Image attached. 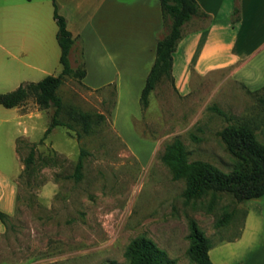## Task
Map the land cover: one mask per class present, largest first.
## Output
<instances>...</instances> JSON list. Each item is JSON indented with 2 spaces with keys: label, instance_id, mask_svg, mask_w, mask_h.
I'll return each mask as SVG.
<instances>
[{
  "label": "rangeland",
  "instance_id": "obj_1",
  "mask_svg": "<svg viewBox=\"0 0 264 264\" xmlns=\"http://www.w3.org/2000/svg\"><path fill=\"white\" fill-rule=\"evenodd\" d=\"M166 31L162 22L159 38ZM67 59L71 72L61 76L56 88L57 114L53 117L52 105L41 108L28 97L18 105L22 117L0 129V165H14L6 140L14 133L17 155L15 209L0 235V264H128L123 250L138 235L149 238L174 264H194L186 254L190 219L211 244L231 241L245 203L264 202V191L238 199L227 190L209 189L187 199L184 180L174 179L159 157L164 145L177 138L189 162L225 174L246 164L228 149L223 133L246 124L264 145V90L253 92L232 80L231 68L192 76L182 96L172 79L163 77L148 93L140 119L118 134L110 119L112 85L87 88L77 75L82 67L77 52ZM52 118L58 123L49 127Z\"/></svg>",
  "mask_w": 264,
  "mask_h": 264
},
{
  "label": "crops",
  "instance_id": "obj_2",
  "mask_svg": "<svg viewBox=\"0 0 264 264\" xmlns=\"http://www.w3.org/2000/svg\"><path fill=\"white\" fill-rule=\"evenodd\" d=\"M194 1L205 15L182 26L171 54L174 91L185 95L192 76L222 68L248 90L264 87V0ZM54 10L73 40L68 54L79 55L81 83L112 85L111 124L118 134L129 130L141 116L139 95L162 30L159 0H0V94L60 72ZM20 117L18 106L0 108V129ZM15 137L6 139L14 165H0V212L8 216L16 202ZM217 242L207 251L212 264H264V202L247 201L238 233Z\"/></svg>",
  "mask_w": 264,
  "mask_h": 264
},
{
  "label": "trees",
  "instance_id": "obj_3",
  "mask_svg": "<svg viewBox=\"0 0 264 264\" xmlns=\"http://www.w3.org/2000/svg\"><path fill=\"white\" fill-rule=\"evenodd\" d=\"M161 19L166 22L165 35L156 41L154 61L147 73L144 85L139 95V105L142 110L147 104V95L161 78L171 79V54L181 37V26L191 17H203L194 0H159ZM53 19L56 24V42L60 55V72L57 75H46L37 82H29L19 85L10 92L0 94V105L10 108L20 105L26 98L32 97L41 108L49 105L54 107L53 117L61 108L59 97L55 94L56 88L61 82L62 75L71 72L67 55L73 46V40L65 27L62 16L53 11ZM83 68L78 71V76H83ZM259 89H263L259 88ZM259 89L253 90V92ZM264 104V99H263ZM210 109L222 113L216 107ZM52 118L49 127L57 124ZM49 128L46 129V131ZM192 139L197 137L191 135ZM228 149L240 157L246 164H239L230 173H221L212 166L202 162H189L187 152L181 141L173 138L167 142L160 154V160L169 168L174 179L184 180L182 195L187 198H198L209 189L227 190L238 199H247L257 196L264 191V145H259L254 138L251 128L246 124L229 126L223 133ZM84 151L80 150L78 160L74 167V177H80L81 157ZM30 155L28 156L29 159ZM247 162H249L247 164ZM8 215L0 212V222L6 227ZM225 216L218 221L223 223ZM188 246L186 254L194 264H212L207 251L211 245L204 232L196 225L195 221H188L187 233ZM123 256L128 264H174L175 260L166 256L165 252L158 248L149 238L138 235L132 238L123 250ZM240 264V263H232Z\"/></svg>",
  "mask_w": 264,
  "mask_h": 264
}]
</instances>
